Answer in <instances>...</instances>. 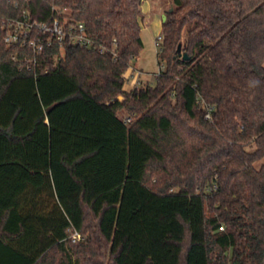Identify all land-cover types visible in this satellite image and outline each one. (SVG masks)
Masks as SVG:
<instances>
[{
  "label": "trees",
  "instance_id": "1",
  "mask_svg": "<svg viewBox=\"0 0 264 264\" xmlns=\"http://www.w3.org/2000/svg\"><path fill=\"white\" fill-rule=\"evenodd\" d=\"M145 2L0 0V264H264V54L245 1L171 0L163 69L127 91ZM31 9L117 57L53 43L29 63L2 21ZM260 26L264 42V10Z\"/></svg>",
  "mask_w": 264,
  "mask_h": 264
},
{
  "label": "built area",
  "instance_id": "2",
  "mask_svg": "<svg viewBox=\"0 0 264 264\" xmlns=\"http://www.w3.org/2000/svg\"><path fill=\"white\" fill-rule=\"evenodd\" d=\"M35 11L29 10L24 12L21 18H7L3 19L2 23L6 28V35L4 41L8 47L13 45H19L21 48L29 47L33 52V57L28 60L29 63L36 64L37 57L41 54L47 46H51L53 43L60 45L62 49L80 47L85 49L98 50L100 54H105L108 51L117 57V42L113 41L112 49H108L102 44L96 42V40L89 34L86 25L83 22L73 21L69 18L60 19L58 17H52L50 20H38L35 17ZM162 34H159L156 38V44L159 47L158 53L161 51ZM15 59L16 57L13 56ZM163 66L160 67V72ZM136 71L134 68H129L125 74L126 81L130 75L133 78L135 75L132 73ZM130 72V73H129ZM137 81H139L140 71L136 72ZM137 81H134L136 83ZM136 87V84H134ZM124 121L130 123L131 117L124 116ZM223 230V227H220ZM74 240L80 239L81 236L77 233L74 234Z\"/></svg>",
  "mask_w": 264,
  "mask_h": 264
},
{
  "label": "rangeland",
  "instance_id": "3",
  "mask_svg": "<svg viewBox=\"0 0 264 264\" xmlns=\"http://www.w3.org/2000/svg\"><path fill=\"white\" fill-rule=\"evenodd\" d=\"M244 1L245 11L249 13L250 25L248 31L251 33L249 36H252L249 40L253 39L254 34L252 33L257 30L258 35H255L256 42L254 43L258 45L256 55L260 56L264 54V50H262L264 42L261 37V29H259V27H261L260 20L263 17L264 0ZM171 6V0H146L144 5L145 19L143 21V27L141 30V37L144 45L138 57L131 61L130 67L136 69V71L132 72H135V76L131 78L130 74L128 80L125 83V89L127 91L134 89V84H136L137 87H145L148 84L154 85L156 83V77L158 76L161 67L158 58L159 47L156 44V38L159 34H161L163 14ZM244 38L247 41V32L246 37ZM137 71L141 72L138 78L139 81H137ZM134 81L137 82L134 83ZM120 99H123V97H120ZM120 115L123 117L126 114L121 112ZM73 236L74 234L71 236V238L74 240Z\"/></svg>",
  "mask_w": 264,
  "mask_h": 264
},
{
  "label": "water",
  "instance_id": "4",
  "mask_svg": "<svg viewBox=\"0 0 264 264\" xmlns=\"http://www.w3.org/2000/svg\"><path fill=\"white\" fill-rule=\"evenodd\" d=\"M162 21H165V16H163ZM178 51H181V46L178 47ZM184 58L187 59V56L185 55Z\"/></svg>",
  "mask_w": 264,
  "mask_h": 264
},
{
  "label": "crops",
  "instance_id": "5",
  "mask_svg": "<svg viewBox=\"0 0 264 264\" xmlns=\"http://www.w3.org/2000/svg\"><path fill=\"white\" fill-rule=\"evenodd\" d=\"M161 31H162V27H161Z\"/></svg>",
  "mask_w": 264,
  "mask_h": 264
}]
</instances>
